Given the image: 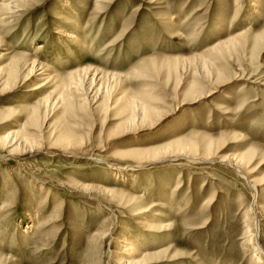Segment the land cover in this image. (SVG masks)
<instances>
[{"label":"rangeland","instance_id":"obj_1","mask_svg":"<svg viewBox=\"0 0 264 264\" xmlns=\"http://www.w3.org/2000/svg\"><path fill=\"white\" fill-rule=\"evenodd\" d=\"M0 264H264V0H0Z\"/></svg>","mask_w":264,"mask_h":264},{"label":"bare ground","instance_id":"obj_2","mask_svg":"<svg viewBox=\"0 0 264 264\" xmlns=\"http://www.w3.org/2000/svg\"><path fill=\"white\" fill-rule=\"evenodd\" d=\"M7 6V7H6ZM6 6H4V8L6 7V8H8L7 10H10L9 9V4L8 5H6ZM12 6V5H11ZM259 38H261L262 39V37L261 36H259ZM30 65H29V67H28V74L25 76V80L24 81H27L28 79H30L31 77H32V74L34 73V72H36V67H35V65H36V61L35 60H30ZM40 70H42V68H41V65H40V68H39V70L38 71H40ZM18 72L17 71H11V75L13 76V75H16ZM41 75V74H40ZM34 91V90H33ZM195 132H190V134L192 135V136H195V135H197L196 133L194 134ZM184 146H186L189 150H194L195 148H196V145H194V144H183ZM161 150V149H160ZM166 153V152H165ZM137 157H139V155H137ZM174 158H177V156H175ZM143 159V158H142ZM148 160H151V159H149V158H147ZM135 199H133V202H134V204L135 203H139V202H141V203H143V199H144V195L143 194H140L139 196H137V197H134ZM210 203H211V201H210ZM209 203V204H210ZM163 209H168V206H163L162 207ZM147 211H144V212H140L139 214H144V213H146ZM141 226H143V227H146L147 226V224H145V223H141ZM146 231H148V230H146ZM121 254H123V255H125L126 257H134V256H136L137 255V251H136V249L134 248V247H132V245H126L125 246V248H124V250L121 252ZM258 258V257H257Z\"/></svg>","mask_w":264,"mask_h":264}]
</instances>
